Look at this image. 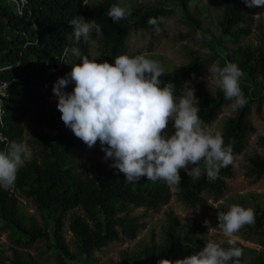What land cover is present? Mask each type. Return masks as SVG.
Listing matches in <instances>:
<instances>
[{"label":"trees","instance_id":"1","mask_svg":"<svg viewBox=\"0 0 264 264\" xmlns=\"http://www.w3.org/2000/svg\"><path fill=\"white\" fill-rule=\"evenodd\" d=\"M19 1V0H18ZM29 4L18 14L15 0H0V81L8 83L6 96H1L3 114L0 116V133L7 138L0 141V150L7 148L6 143L21 142L24 132V119L30 113L33 103L41 102L52 92L57 80L68 76V64L56 73L48 74L47 62L53 60L68 46L73 29L69 21L77 15H84L83 0H28ZM186 7L189 0H175ZM224 19L222 35L224 40L235 41L240 37L237 26L251 20L255 7H248L244 0H224ZM118 0H101L94 9L93 17L102 26V36L93 33V39L99 37L98 62L104 60L114 63L115 57L124 54L126 42L132 29L154 32L147 23L149 17L166 15L163 6L132 7L128 19L120 22L106 15ZM122 4V3H120ZM163 23L161 24V28ZM82 50L86 45L77 44ZM236 64L250 76L263 73L264 68L255 61L250 48L237 51ZM199 61H192L173 71H166L162 77L165 82L176 85V95H181L185 82H190L199 74ZM225 99L222 91L216 94L202 93L199 96V117L207 125L217 118ZM247 106L240 108L231 117L223 133L225 143H231L233 155L238 153L252 125L248 121ZM39 154L19 170L16 182L19 186L28 183L25 194L31 197L35 205L49 214L43 227L31 216L29 226L25 215L18 205V197L10 189L0 188V222L15 228L29 236L31 241L39 237L53 236L59 250L75 260L78 255L71 252L64 236L65 216L70 210L83 211L85 228L78 233L77 250L89 254L112 241L122 238L133 239L143 226L142 214H132L131 207H144L145 210H157L169 202L173 195L162 181L152 182L142 177L135 184L127 183L124 174L110 167L89 176L79 169L75 157L89 148L81 139L64 125L61 113H55L48 126L39 133ZM98 143V142H97ZM233 173V164L222 168L218 179L209 182L206 176L193 180L181 170L182 181L175 186L178 199L189 206L207 205L206 193L220 196L227 188V178ZM248 174L259 178L264 174V156L251 158ZM249 208V207H245ZM255 223L246 226L249 231L264 230V208L253 209ZM164 239L162 242L145 244L135 250H124L121 258L124 264H159L161 259L176 261L195 254L205 246L206 239L202 228L185 227L173 211L165 212ZM51 222L53 225L51 226ZM20 242V241H17ZM227 247V244L223 245ZM240 264H264V253L247 249L243 244ZM186 248L188 249L187 251ZM246 252L251 254L249 260ZM0 264H37L32 257H26L18 248H12L11 256L0 255Z\"/></svg>","mask_w":264,"mask_h":264},{"label":"clouds","instance_id":"2","mask_svg":"<svg viewBox=\"0 0 264 264\" xmlns=\"http://www.w3.org/2000/svg\"><path fill=\"white\" fill-rule=\"evenodd\" d=\"M244 2L248 7H264V0ZM26 4L27 0H20L18 14L23 15L21 5ZM83 4L91 6L88 0H83ZM131 14V5L120 3L111 5L106 13L113 22L128 19ZM68 23L73 29L70 42L74 40L75 44L83 40L94 46L97 41L93 33L103 35L96 19L77 15ZM147 23L156 35L164 31L163 16L149 17ZM70 51L82 58V63L74 64L71 73L59 78L53 87L61 120L89 148L99 142L104 159L112 161L110 167L123 173L127 183L135 184L146 177L171 188L180 185L181 170L193 180L206 176L214 182L222 168L233 164L232 144H226L222 132L199 117L195 88L185 82L184 92L177 96L176 85L162 79L167 70L159 61L144 53H124L116 56L114 63L98 62L96 56L82 55L78 47ZM11 69L12 66L0 71ZM208 70L225 99L232 101L233 110L248 103L241 87L244 72L236 63L227 62L222 67L214 63ZM72 82L74 89L66 91ZM170 120L174 129L171 133ZM6 140L0 135V141ZM32 155V149L23 142L12 141L0 150V188L14 186L19 170ZM217 209L218 227L226 240H209L195 254L174 262L161 259L159 264H240L243 250L237 246L236 237L242 228L255 223V212L239 204L226 211ZM212 229L209 226V232ZM225 243L227 247L223 246Z\"/></svg>","mask_w":264,"mask_h":264},{"label":"rangeland","instance_id":"3","mask_svg":"<svg viewBox=\"0 0 264 264\" xmlns=\"http://www.w3.org/2000/svg\"><path fill=\"white\" fill-rule=\"evenodd\" d=\"M101 0H88L85 5L83 17L86 20L94 19L95 6ZM131 7L163 6L167 12L164 16L165 23L160 35L143 29H132L126 42L125 52L129 55L140 53L147 54L149 58L159 61L167 71H173L192 61H199V74L188 83L195 88V96L199 99L202 93L216 94L220 89L210 76L208 67L215 64L224 66L227 62L236 63L239 55L238 49L250 48L255 55V61L264 68V7H255L250 21L239 24L240 37L235 40H224L222 23L224 19V0H189L186 7L175 0H118ZM17 7V4H16ZM94 46L86 45V50L78 47L82 55H99V37L95 38ZM82 63V58L72 53L67 61V71H71L74 64ZM3 69V67H0ZM75 83H70L66 91H72ZM241 87L248 101V121L252 125L241 150L235 154L232 176L227 178V188L218 197L206 193L207 205L189 206L178 199L177 188L172 187L173 195L168 203L157 210H145L144 207H131L132 214H142L140 220L143 226L135 238H122L92 250L89 254H81L76 247L78 233L85 228L83 211L79 208L70 210L65 216L64 236L71 252L78 255L71 260L56 246L53 236L50 238L39 237L31 241L29 236L15 230V228L0 222V255L11 256L12 248L16 247L24 252L26 257H32L37 264H124L121 258L124 250H135L152 242L160 243L164 239L163 228L165 225V212L173 211L178 220L185 227H200L204 231L206 242H221L226 240L218 224V209L226 211L233 204L252 209L264 208V174L259 178L248 174L251 158L256 155L264 156V72L250 76L244 72ZM6 96L4 82L0 81V97ZM3 105V102H1ZM58 98L53 92L41 102L30 106V113L24 119L23 143L33 151L32 158L39 154V133L48 126L51 117L59 110ZM232 101L226 100L222 105L217 118L210 126L224 133L227 122L238 111L231 107ZM172 121L169 122L168 131H174ZM105 153L101 150L99 142L92 148H87L75 157L77 166L89 176L96 175L100 170L109 168V160L104 159ZM31 158V159H32ZM29 184L19 186L15 182L10 188L18 197V205L26 217L34 216L39 226L43 227L49 219L47 211L39 209L33 199L25 194ZM20 198H26L23 204ZM213 205V206H212ZM217 208H215V207ZM205 220L210 223L206 225ZM53 223L51 222V226ZM209 226L213 227L209 232ZM237 240L247 249L264 253V230L249 231L246 226L237 234ZM20 241V242H17ZM226 244V243H225ZM188 249L186 248L185 251ZM247 260L251 254L246 252Z\"/></svg>","mask_w":264,"mask_h":264},{"label":"built area","instance_id":"4","mask_svg":"<svg viewBox=\"0 0 264 264\" xmlns=\"http://www.w3.org/2000/svg\"><path fill=\"white\" fill-rule=\"evenodd\" d=\"M16 1V4H17V6L20 4V0L18 1V0H15ZM28 4H29V1L27 0V4L26 5H21L22 6V9L24 10V8L25 7H27L28 6ZM73 46H68V47H66L64 50H63V52L62 53H60V54H56L55 56H54V58H53V60H49L48 62H47V72H48V74H53V73H56V72H59V71H61L63 68H64V66H65V64L67 63V61H68V59H69V56H70V54H71V51H70V49L72 48ZM66 50H69L68 52H67V55H65V51ZM6 84H8V83H6V82H4V85H6ZM2 99H1V97H0V116L3 114V112H4V110H3V105H2ZM0 135H2L1 133H0ZM3 136V135H2ZM6 145L8 146V142L6 143ZM20 200H21V202L23 203V204H27V199L26 198H20Z\"/></svg>","mask_w":264,"mask_h":264}]
</instances>
